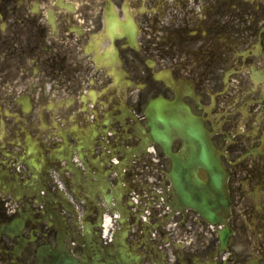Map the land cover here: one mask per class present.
Wrapping results in <instances>:
<instances>
[{
  "label": "flooded vegetation",
  "instance_id": "obj_1",
  "mask_svg": "<svg viewBox=\"0 0 264 264\" xmlns=\"http://www.w3.org/2000/svg\"><path fill=\"white\" fill-rule=\"evenodd\" d=\"M173 89L221 152L228 254L163 208L170 165L137 112ZM63 255L264 264V0H0V264Z\"/></svg>",
  "mask_w": 264,
  "mask_h": 264
},
{
  "label": "water",
  "instance_id": "obj_2",
  "mask_svg": "<svg viewBox=\"0 0 264 264\" xmlns=\"http://www.w3.org/2000/svg\"><path fill=\"white\" fill-rule=\"evenodd\" d=\"M147 118L152 128V140L172 159L173 170L169 177L178 201L198 209L212 223L219 221L216 211L228 205L226 176L201 123L179 101L167 103L161 99L150 104ZM175 138L184 142L180 155L171 153ZM200 168L208 172V183L198 179L197 170ZM225 238L226 233H221L222 245H225Z\"/></svg>",
  "mask_w": 264,
  "mask_h": 264
}]
</instances>
